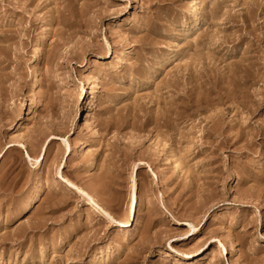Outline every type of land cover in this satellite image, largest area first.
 I'll list each match as a JSON object with an SVG mask.
<instances>
[{"label":"rangeland","instance_id":"1","mask_svg":"<svg viewBox=\"0 0 264 264\" xmlns=\"http://www.w3.org/2000/svg\"><path fill=\"white\" fill-rule=\"evenodd\" d=\"M0 264H264V0H0Z\"/></svg>","mask_w":264,"mask_h":264},{"label":"bare ground","instance_id":"2","mask_svg":"<svg viewBox=\"0 0 264 264\" xmlns=\"http://www.w3.org/2000/svg\"><path fill=\"white\" fill-rule=\"evenodd\" d=\"M193 12H196V9L193 7V10H192ZM198 20V15L196 14L195 15V21H197ZM42 39H43V37L41 38H39L38 40H39V42L36 44V45H38V44H40V42L42 41ZM39 46V45H38ZM37 46V47H38ZM131 52V51H130ZM128 53V51L125 49V50H123L122 51V53H120V55H121V57H120V59H123L125 56H126V54ZM172 55V54H171ZM125 60V59H124ZM91 62H95L94 60L93 61H91ZM122 62V61H121ZM91 67V66H90ZM116 68V67H115ZM98 77V76H97ZM32 79H34V78H32ZM33 81V80H32ZM234 83V82H233ZM33 85V84H32ZM246 108V107H245ZM80 149V146H77V151H75L74 152V154L73 155H75V154H78L79 152H78V150ZM173 151V150H172ZM44 153L45 152H41V154L37 157V159H36V161H40V159H43V157H44ZM179 156H177L175 153H174V151L171 153V156H170V162H172V165L174 166V167H178L179 165H180V162H179ZM36 194V193H35ZM36 198H37V195H34L33 197H31V199H30V201H29V203H28V205L30 204V203H32V202H34L35 200H36ZM93 201V200H92ZM136 211H137V204L136 205H131L130 206V208H129V210H128V213H127V219L126 220H124V221H116L117 222V224L118 225H120V226H130L131 225V221L135 218V214H136ZM231 247V249H233V246H234V244H231L230 245ZM233 251V250H232ZM167 254V253H166ZM183 255H186V253H184ZM231 258V257H230ZM231 262H233V261H231Z\"/></svg>","mask_w":264,"mask_h":264}]
</instances>
